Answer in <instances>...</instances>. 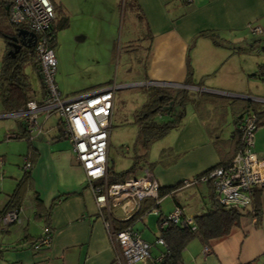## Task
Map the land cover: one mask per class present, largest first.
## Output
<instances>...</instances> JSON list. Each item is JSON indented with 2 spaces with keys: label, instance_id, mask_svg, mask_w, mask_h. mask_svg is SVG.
I'll list each match as a JSON object with an SVG mask.
<instances>
[{
  "label": "crops",
  "instance_id": "0c3cea01",
  "mask_svg": "<svg viewBox=\"0 0 264 264\" xmlns=\"http://www.w3.org/2000/svg\"><path fill=\"white\" fill-rule=\"evenodd\" d=\"M51 1L58 6L57 1ZM133 2L138 7L137 11L142 14L141 27L149 40L146 47L141 43H133L141 35H131L130 28L134 27V23L131 21L132 14L128 13L126 20L130 27L125 35V46L130 47L129 50L137 45L144 49L136 64L131 62L130 59L133 58L124 54V63L126 66L130 64L128 69L133 65L136 71H127L121 76L116 73L113 79L108 71L114 50L113 28L117 24L114 8V12L105 18V25L100 29V32L104 30L106 40L109 38L105 52L110 57L97 68L96 75H90L83 82L81 91L76 93L101 87L112 81L119 85L127 84L128 87L156 84L194 86L185 87L192 96L202 91L208 92L211 96L205 107L206 111L198 113L188 103L180 124L164 135L170 134V138L162 143L158 158L154 161L146 158L149 162H156L152 165V171L159 185L171 186L219 162V155L205 129L208 121L209 128L221 138L228 139L234 130L236 112L243 107L242 102H249L250 111L264 110V94L259 93L255 78L260 76V64L264 63L258 61L260 56H257L264 52V41L261 40L264 37H259L264 32L253 33L248 26L260 24L261 17L264 16V0H191L185 4H181L180 0ZM115 3L116 0H113L111 8L115 7ZM81 13V9L75 11L77 15ZM101 13L102 10L98 15ZM73 17L69 13L68 27L70 18L72 20ZM87 27L92 29L93 24ZM205 30L214 31L218 43L199 35ZM58 33L61 37L63 30ZM75 35L78 40H88L90 36L89 32H76ZM57 45L56 36L53 52ZM188 76L190 81L186 84ZM32 91L35 98H40L42 86L38 95L33 89ZM145 100L146 95L143 102ZM142 103L133 110V115ZM114 104L115 93L113 109ZM3 114L5 112L1 107L0 117ZM228 115L232 127L227 134L222 135ZM49 119L44 122V133H28L21 139L27 141V156L32 167L22 188L17 220L5 226L0 224V264H109L113 258V250L103 221L98 215L93 194L85 183L84 171L70 142L60 141L65 137L57 136V132L48 124ZM21 129L18 122V128L10 130L18 132ZM8 135L7 138H10ZM254 137V151L264 157V124L256 128ZM162 149H167L165 155L161 154ZM6 156L5 153L0 154V158ZM21 176L22 174L6 177L0 174V208L6 204ZM28 189L32 190V196L27 198V204L24 205ZM171 199V209L175 204H181L185 206L187 213L196 214L207 205V183L200 182L183 188L172 195ZM259 203V215L243 216L227 235L209 242V249L203 255L204 258L209 255V264H243L249 261L264 264V188L261 189ZM160 210L163 214L169 212ZM116 214L119 216L120 212L117 211ZM36 221H41L42 226L36 228ZM47 224L52 229L50 243L33 247L30 241L39 237L42 227Z\"/></svg>",
  "mask_w": 264,
  "mask_h": 264
},
{
  "label": "built area",
  "instance_id": "2783aa9c",
  "mask_svg": "<svg viewBox=\"0 0 264 264\" xmlns=\"http://www.w3.org/2000/svg\"><path fill=\"white\" fill-rule=\"evenodd\" d=\"M4 1H7V20L18 28L27 29L34 34L30 42L44 93L40 98H35L32 93V97L23 108L5 113L3 116L20 118L26 130L34 134L44 133V122L51 116L56 118L51 129L58 131V134H62L70 141L76 159L84 171L85 183L93 194L98 215L103 221L113 250V258L109 264H131L136 260L143 263L159 262L168 252L166 242L161 236L156 237L153 244L162 245L164 250L157 257H152L153 244L143 239L138 230L133 226L118 228L114 223V218L128 217L142 198L152 197L158 205L161 199L158 197L159 182L148 166H144L137 176L123 180H108L107 152L114 93L117 88L127 84L119 85L112 81L101 87L62 97L55 81L56 58L51 45L53 39L51 25L55 19L52 1L0 0V4ZM248 26L253 33L264 32L260 25ZM28 36L25 35L23 39L27 40ZM258 112H247L236 126L240 132V147L229 164L214 167L199 176L182 179L170 195L188 186L210 180L218 202L236 207L249 206L253 188L264 186V157L259 156L253 149L259 115L264 117V110ZM8 137L14 138V132ZM30 166L29 158L25 157L23 169ZM117 211L120 212L119 216L116 214ZM150 212L159 215L158 207ZM17 218V208L0 212V224L4 226L16 221ZM170 223L195 227L193 215L187 213L185 206L181 204H175L170 212L159 217L158 229ZM51 235L52 229L44 225L41 235L32 246L36 248L48 245ZM207 251L208 246L204 245L203 253Z\"/></svg>",
  "mask_w": 264,
  "mask_h": 264
},
{
  "label": "rangeland",
  "instance_id": "374dc122",
  "mask_svg": "<svg viewBox=\"0 0 264 264\" xmlns=\"http://www.w3.org/2000/svg\"><path fill=\"white\" fill-rule=\"evenodd\" d=\"M57 1L58 7L61 9V13L65 12L68 17L69 13H72L74 17L70 18L69 27H64L62 29H57L56 36L58 37V45L54 47V55L57 59L56 62V73L55 81L58 83V89L62 97L69 94L81 91L80 86L83 82L89 79L92 74L96 75L97 68L110 57V54L105 52V47H107L106 36L104 30L100 32L101 26L105 25V18L110 17L114 12L117 14V24L116 28H113L114 34V50L112 53V58L110 60L112 63L108 65V71L111 72V79L116 76V73L121 76L127 71H136V67L132 65L126 66L124 63V54H127L131 62L136 64L138 62V57L142 55L144 49L140 46H134V49L129 50L130 47L125 46V35L129 31L130 24H127L126 16L127 14H132V20L134 27L130 28L131 35L140 33L141 38H137L133 43H141L145 47L148 45V38L145 36L144 30L141 27L143 22L142 14L137 11L138 7L134 5L133 0H116L115 7L111 3L113 0H54ZM59 2L61 4H59ZM181 4H185V0H180ZM69 11H68V10ZM77 9L83 10L81 14H75ZM102 10L101 15L98 12ZM61 13L56 14L55 11V21L60 19ZM92 26V29H87L86 26ZM255 25H260L264 28V16L261 17L260 24L255 23ZM10 30L11 25L6 18L4 13H0V30ZM63 30L61 37H59L58 31ZM133 30V31H132ZM76 32L88 33L90 36L88 40H78L76 39ZM264 34V33H262ZM143 37V38H142ZM259 37H264L261 35ZM85 38V36H84ZM264 41V38H261ZM106 43V44H105ZM5 41L3 36L0 34V65L3 55L5 54ZM95 49L91 51L90 49ZM128 49V51H125ZM259 57L258 61H264V52L257 54ZM109 60V62H110ZM102 64V65H103ZM140 66V64L138 65ZM60 69V70H59ZM27 73L29 80L32 85V89L38 95L41 86L40 82L36 77V72L30 64H27L24 68ZM62 71V74L60 72ZM257 80V86L259 93L264 94V78L261 76L255 77ZM177 85L176 87H179ZM146 87L148 86H124L119 87L115 90V104L112 117V125L110 132V141L108 146V156L109 165L114 171L120 172L128 169L132 164L135 154H140L144 149L139 141H137V127L133 122L134 116L132 114L133 110L138 107L146 95ZM1 111V104H0ZM230 116H227V122L223 129V134H227L232 127ZM20 118L14 116H3L0 117V154L5 153L7 156L0 158V174L7 175H21L23 174V163L25 157L27 156V141L23 138H7V135L13 132L10 129H17L18 122ZM50 125H53L56 121L54 116H51L48 120ZM26 129V127L24 126ZM9 130V132H7ZM17 132V131H16ZM54 132V131H52ZM58 133V131H57ZM63 137V136H62ZM170 138V134L154 141L150 145L148 150L147 159L154 161L158 158L160 152V147L162 143ZM255 139V137H254ZM60 141L70 142L67 138H61ZM71 144V143H70ZM258 145H256V149ZM254 149V148H253ZM27 150V151H26ZM2 160V161H1ZM135 175H138L136 172ZM87 189V187L85 188ZM29 194H26L24 205L27 204V198L32 196V190H27ZM159 209H163L168 212L171 209L173 202L169 194L164 195L159 201ZM190 205V203H187ZM174 207V206H173ZM173 209V208H172ZM171 209V210H172ZM170 210V211H171ZM169 211V212H170ZM158 216L152 212L145 214L141 220H136L132 223L134 229L138 230L141 237L151 244L154 243L156 236L158 235L157 226ZM33 222V220H30ZM36 228L42 226L41 221H36ZM32 226L34 227L33 223ZM203 247L197 239H191L182 251V262L181 264H209V255L205 256L203 253ZM209 249V248H208ZM164 250L162 245H152L151 255L152 257H157L161 251ZM131 264H151V262L143 263L140 260H136Z\"/></svg>",
  "mask_w": 264,
  "mask_h": 264
},
{
  "label": "trees",
  "instance_id": "16d2710c",
  "mask_svg": "<svg viewBox=\"0 0 264 264\" xmlns=\"http://www.w3.org/2000/svg\"><path fill=\"white\" fill-rule=\"evenodd\" d=\"M6 2L7 1H4L0 4V13H4V15H6L7 10ZM53 6L56 14L61 13V9L58 6L56 7L54 4ZM9 24L11 25V29L9 31L7 29L0 30V34L3 36L6 45L5 54L2 57L0 65V104L3 112L5 113L23 108L27 100L32 97L33 91L31 82L24 70L27 64L32 66L38 79L40 80L32 45L30 47L21 46L14 54L9 52L12 47L8 44V38L6 35L16 34L18 28L15 24L10 22ZM67 24L68 15L65 12L61 13L60 19H57L56 21L54 19L51 25V35L53 36L51 41L52 46H54L56 41L57 29H62L66 27ZM199 35L211 38L213 42L218 43L217 36L214 31L205 30L200 32ZM259 70L260 76L264 78V63L260 64ZM190 72L191 68L189 67V75ZM189 81L190 77L188 76L185 83L188 84ZM40 83L42 86L41 80ZM41 92L44 93L43 86ZM209 96L211 95L204 91L199 92L198 95L192 96L189 89L185 87L168 85L148 86L146 88V100L135 110L133 115V122L137 127V141L141 143L144 152L137 155L130 167L123 171L116 172L112 167H110V165H108V180H123L130 176H137L135 175L136 172H138V174L139 172L141 173L144 166H148L152 169V165L156 162H149L146 159L150 145L164 136L170 129L177 127L180 124L185 114V107L188 103H191L198 113L206 111L207 108L205 107L208 104ZM248 103V101L246 103L242 102L243 107L236 112L237 115L234 120V130L231 132L228 139L221 138L218 133H216L212 128H209V121L205 124V129L210 135L213 145L219 155V162L196 176L207 173L214 167L227 165L231 162L234 154L240 147V132L236 126L244 114L250 111ZM19 122L22 129L18 132H14V138H23L29 133L28 130L24 128L21 119H19ZM261 124H264V117L259 115L257 127ZM57 136L62 137L63 135L58 134ZM166 153L167 149H162L161 154L165 155ZM31 167L32 162L30 168L23 169L24 172L21 178L17 181L15 189L9 194L6 204L0 208V212H5L12 208H20V200L23 192L22 188L25 180L29 177ZM180 182L171 186L159 185L158 197L162 198L166 194L170 195V193L174 192V190L179 186ZM205 183H207V205L202 211L193 214L195 227L191 228V226H182L170 223L166 227L158 229L159 232L156 237L161 236L165 240L168 252L162 260L159 262L153 261L151 264H181L182 251L191 239L195 238L199 240L202 245H208L211 240L227 235L234 226L239 224L240 219L243 216L250 214L256 216L259 215V197L261 189L264 188V186H255L253 188V192L251 194V204L249 206L236 207L218 202L217 194L214 191L211 181L208 180ZM159 206L160 204H156V200L154 198L144 197L140 200L138 206L128 217L114 218V223L118 228L132 226L134 221L141 220L145 214L149 213L153 208L158 207L159 209ZM161 215L165 216L166 214H163L159 209L157 224ZM38 238L39 237L32 239L30 243L33 244ZM243 264L256 263L249 261Z\"/></svg>",
  "mask_w": 264,
  "mask_h": 264
},
{
  "label": "water",
  "instance_id": "95a60500",
  "mask_svg": "<svg viewBox=\"0 0 264 264\" xmlns=\"http://www.w3.org/2000/svg\"><path fill=\"white\" fill-rule=\"evenodd\" d=\"M25 35H29L27 37V40L23 39ZM34 36V34L24 28H17L16 34L12 35H6L8 38V44L12 47V49L9 52H12L13 54L16 53L21 46L30 47L32 42H30L31 38ZM180 85V84H179ZM185 87H190L188 85H183ZM194 86H191L192 88Z\"/></svg>",
  "mask_w": 264,
  "mask_h": 264
}]
</instances>
